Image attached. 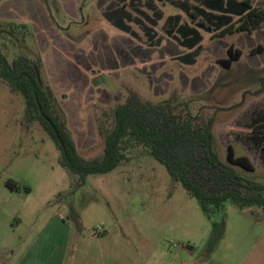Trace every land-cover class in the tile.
Masks as SVG:
<instances>
[{
	"label": "rangeland",
	"instance_id": "obj_1",
	"mask_svg": "<svg viewBox=\"0 0 264 264\" xmlns=\"http://www.w3.org/2000/svg\"><path fill=\"white\" fill-rule=\"evenodd\" d=\"M40 1L59 36H43L31 25L22 41L2 29L0 45L9 60L22 55L39 62L40 78L63 109L84 158L103 157L102 111L135 92L155 103H187L200 121L212 118L219 158L226 162L231 145L236 156L249 157L255 166L253 172L236 169L238 174L264 183V147L253 129L255 120L264 122V25L252 33L213 38L211 21L202 15L194 21L191 12L198 9L182 0H154V7L134 8L139 16L124 13L121 21L103 15L95 0L77 7L79 18L60 0ZM223 1L226 6L228 0ZM255 2L264 9V0ZM230 45L242 58L226 69L217 60L228 57ZM59 156L44 129L25 125L24 98L0 80L6 264L50 223H59L73 239L103 238L132 254L136 264H264V214L257 210L260 220H255L228 203L225 218L208 216L143 147L129 149L127 161L113 172L89 175L75 192L79 178L60 166Z\"/></svg>",
	"mask_w": 264,
	"mask_h": 264
},
{
	"label": "trees",
	"instance_id": "obj_2",
	"mask_svg": "<svg viewBox=\"0 0 264 264\" xmlns=\"http://www.w3.org/2000/svg\"><path fill=\"white\" fill-rule=\"evenodd\" d=\"M195 8L198 10L192 11L191 17L197 21L202 15L211 21L213 38L252 33L264 25V9L254 6L252 0L240 3L228 0L226 6L223 0H198ZM199 25L205 26L202 20ZM2 29L7 36H21L23 41V32L26 33L30 26L0 22ZM258 50L262 51V47ZM227 54V58L217 63L231 69L241 60L242 51L230 45ZM35 66L39 68V62L27 56L9 60L0 45V80L24 98L25 125L38 124L56 143L60 166L79 178L74 192L84 187L89 175H104L116 170L127 161L129 149L141 146L147 155L166 167L174 183L199 201L208 216L215 218L223 213L225 218L228 203L241 212L248 211L255 220H260L258 211L264 214V183L244 179L236 170L253 172L255 166L249 157L236 156L231 145L227 148L226 162L219 158L214 147L212 118L200 121L187 103L171 99L155 103L131 92L125 102L102 111L105 119L99 122L98 118V135L104 143V154L101 159L90 161L79 153L63 109L51 88L42 79L39 82ZM254 123V133L264 147V122L255 120Z\"/></svg>",
	"mask_w": 264,
	"mask_h": 264
},
{
	"label": "crops",
	"instance_id": "obj_3",
	"mask_svg": "<svg viewBox=\"0 0 264 264\" xmlns=\"http://www.w3.org/2000/svg\"><path fill=\"white\" fill-rule=\"evenodd\" d=\"M60 1L69 13L72 12L76 18H79L77 7L85 2L84 0ZM124 1L128 0H95L94 5L100 11L103 10V15H108L110 18L117 17V20L124 13L131 15L134 13L136 17L139 14L135 9H145L148 8V5L155 6L154 0H146V3L141 0ZM165 1L170 4L180 2V0ZM182 1H184L185 7L188 5L187 3L192 7L198 5L194 0ZM252 3L256 6L255 0H252ZM214 13L219 14V12ZM0 20H6L8 23H25L30 27L33 25L36 31H42L43 36L54 37L52 32L58 35L57 29L50 21L47 9L40 0H0ZM63 230L59 223H50L42 234L35 239H26L27 241L22 244L24 248L20 249L18 256L14 258L15 260L13 262L11 260L8 264H136L137 262L132 254L120 252L116 246L110 243L108 245L103 243V238L73 239L70 232ZM14 246L10 245L9 248ZM12 251L13 254L17 253L16 249ZM5 252L6 225L1 224L0 264H6V257L3 259Z\"/></svg>",
	"mask_w": 264,
	"mask_h": 264
},
{
	"label": "water",
	"instance_id": "obj_4",
	"mask_svg": "<svg viewBox=\"0 0 264 264\" xmlns=\"http://www.w3.org/2000/svg\"><path fill=\"white\" fill-rule=\"evenodd\" d=\"M35 69H36V73H37L38 80H39V82L41 83L40 72H39V70H38V67L35 66Z\"/></svg>",
	"mask_w": 264,
	"mask_h": 264
}]
</instances>
